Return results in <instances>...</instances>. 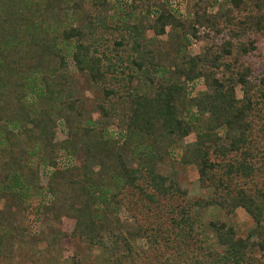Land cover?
I'll return each instance as SVG.
<instances>
[{
    "label": "trees",
    "instance_id": "1",
    "mask_svg": "<svg viewBox=\"0 0 264 264\" xmlns=\"http://www.w3.org/2000/svg\"><path fill=\"white\" fill-rule=\"evenodd\" d=\"M90 1L0 0V258L24 238L10 206L34 201L50 258L70 237L104 264H264V0ZM65 57L116 131L67 92ZM174 147L207 197L160 172Z\"/></svg>",
    "mask_w": 264,
    "mask_h": 264
},
{
    "label": "rangeland",
    "instance_id": "2",
    "mask_svg": "<svg viewBox=\"0 0 264 264\" xmlns=\"http://www.w3.org/2000/svg\"><path fill=\"white\" fill-rule=\"evenodd\" d=\"M85 5L90 4V0H83ZM114 9L121 7L122 0H112ZM175 0L173 9L178 8L179 11L189 10L190 3H186L181 0L176 4ZM183 3V4H182ZM188 4V5H187ZM116 7V8H115ZM68 24V23H66ZM106 37V35H105ZM110 45V43H109ZM68 67L70 81L68 83L67 92L71 94L72 98L79 100L86 112L91 115V119L95 120L99 127L106 126L112 132L116 131L117 123L119 119L116 117L112 120H105L95 113L97 107L96 102L100 98V90L98 86L93 85L83 74L72 72L70 60L65 57ZM196 88V86H195ZM88 115V116H89ZM62 134L57 133L58 139ZM0 138L3 140V134L0 132ZM193 139V134L190 133L184 142H189ZM2 147V146H1ZM178 148V147H177ZM177 148L174 147L170 154L162 159L159 165V170L162 174H170L175 176L180 186L186 190L187 196L191 199H197L200 197H207L208 189L200 187L198 178L193 167L188 164H181L176 156ZM77 164V160H74ZM41 183L45 181L44 176H40ZM7 204V201H4ZM9 203V202H8ZM35 202L30 204L22 202L19 205L12 204L10 206V212L12 216L9 218V225H19V229L23 232V241H16L13 245V251L9 258L1 259L0 264H104L102 254L96 247H89L76 239L65 237L60 240L59 245L55 249L54 255L50 258V254L46 251L45 244L41 241L44 233H47L50 227V222L46 216L34 215L36 212ZM9 206V205H8ZM32 210H30V209ZM200 214V213H199ZM201 220L207 223L208 220L219 219L221 221L229 222L233 224L237 230L238 235H245L246 230L251 226L250 219L241 211L234 214H225L215 211H206L202 215ZM63 231H69L71 227V221L67 218H62L58 223ZM27 230H25V228ZM21 230V231H22ZM203 239L211 238V232L209 229H205ZM54 261V262H52Z\"/></svg>",
    "mask_w": 264,
    "mask_h": 264
}]
</instances>
